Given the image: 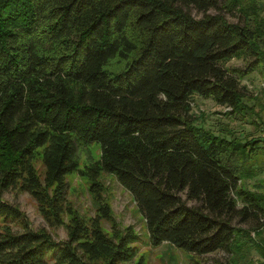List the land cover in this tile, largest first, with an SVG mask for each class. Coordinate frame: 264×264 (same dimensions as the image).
<instances>
[{"label": "trees", "instance_id": "obj_1", "mask_svg": "<svg viewBox=\"0 0 264 264\" xmlns=\"http://www.w3.org/2000/svg\"><path fill=\"white\" fill-rule=\"evenodd\" d=\"M233 58L245 65L227 67ZM254 70L264 74V0H0V264L133 259L134 230L102 228L104 172L131 194L151 244L228 253L211 264H263L250 257L261 226L232 224L264 219V195L242 187L241 154L258 139L215 134L190 108L196 94L257 113L241 83ZM93 142L100 156L79 168L78 146ZM73 171L90 182L94 215L66 201ZM13 190L66 239L33 229L4 199Z\"/></svg>", "mask_w": 264, "mask_h": 264}, {"label": "rangeland", "instance_id": "obj_2", "mask_svg": "<svg viewBox=\"0 0 264 264\" xmlns=\"http://www.w3.org/2000/svg\"><path fill=\"white\" fill-rule=\"evenodd\" d=\"M211 12H216L211 10ZM192 13L196 14L192 10ZM230 20L233 18L225 14ZM227 67H243L245 62L240 58H233L227 62ZM264 74L260 70H254L247 77L241 80L246 85L248 96L244 98L247 107L252 106V111L257 113H229V107L221 106L211 98L199 95L192 96L191 113L196 117L198 125L208 127L212 131L226 137L233 136L237 141L246 144L251 138L258 139L254 144L255 150H248L247 155H242L244 168L248 173L242 178V187L247 190L264 195ZM257 95L258 101L250 95ZM250 146V145H249ZM79 168H84L92 164L100 156V149L94 142L87 145H79L77 150ZM35 167L42 172L43 167L38 160ZM102 196L108 204L111 218L101 221L102 228L111 234L112 228L124 230L130 226L137 234L135 242L136 255L133 259L123 264H211L215 260L225 261L228 253L219 250L214 253L191 256L185 251L172 246L166 242L158 245L151 244L146 225L142 214L137 209V205L127 189L122 187L115 175L112 173H101ZM66 201L70 206L83 215H94L96 205L93 194L90 191V182L86 176H82L77 171L66 175ZM3 197L6 201L19 206L29 225L33 229L46 228L56 240L66 239L64 225L49 226L41 216L37 208L36 201L25 191L13 190L5 191ZM242 205L238 200V206ZM65 221L68 215L64 214ZM232 224L238 225L243 229L260 225L259 231L250 233L253 240L252 252L250 257L255 262L264 264V219L261 215L258 218L249 217L246 220L235 218ZM252 232V231H251ZM247 236H243L242 241L246 244ZM248 241V240H247ZM141 258V259H140ZM140 259V260H139Z\"/></svg>", "mask_w": 264, "mask_h": 264}]
</instances>
